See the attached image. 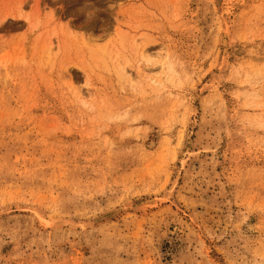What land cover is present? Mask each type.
<instances>
[{
  "label": "rangeland",
  "instance_id": "1",
  "mask_svg": "<svg viewBox=\"0 0 264 264\" xmlns=\"http://www.w3.org/2000/svg\"><path fill=\"white\" fill-rule=\"evenodd\" d=\"M0 264H264V0H0Z\"/></svg>",
  "mask_w": 264,
  "mask_h": 264
}]
</instances>
